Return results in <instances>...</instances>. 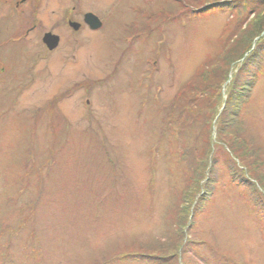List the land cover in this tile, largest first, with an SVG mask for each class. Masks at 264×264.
Here are the masks:
<instances>
[{"label":"rangeland","instance_id":"obj_1","mask_svg":"<svg viewBox=\"0 0 264 264\" xmlns=\"http://www.w3.org/2000/svg\"><path fill=\"white\" fill-rule=\"evenodd\" d=\"M83 1L0 14V264H264L258 0Z\"/></svg>","mask_w":264,"mask_h":264},{"label":"flooded vegetation","instance_id":"obj_2","mask_svg":"<svg viewBox=\"0 0 264 264\" xmlns=\"http://www.w3.org/2000/svg\"><path fill=\"white\" fill-rule=\"evenodd\" d=\"M45 1L46 0H15L14 6V0H2L6 7H12V9H5L3 11H0V14L5 15L6 13H18L23 16L33 14L35 17V22H33L32 25L27 29L26 34L24 36H20L19 38L13 39V41L10 42L17 44H26L27 36L30 33L36 32L37 30L39 31L38 26H40V24L42 25V28H45L42 29L41 33L39 32V36L37 34V38H41L40 45L44 47H46V45L43 42V36L47 32H52L59 35V46L66 42L67 39H77L75 35H77L78 37L82 35L84 37L91 32H104L106 27L105 21L99 14H97L104 13V11L101 12L99 10H93L83 7V0H76L75 2H73V5L62 4V6H59L58 9L46 11V9L43 8L45 6ZM41 13L53 14L55 19L53 18L52 22H50L51 24L49 27L45 25V20L44 18H41ZM88 13H96L100 17V19L102 20V26L100 28L94 29L92 27V21H87ZM64 28L67 31V36L62 30ZM76 43L79 44L81 42L77 39Z\"/></svg>","mask_w":264,"mask_h":264},{"label":"trees","instance_id":"obj_3","mask_svg":"<svg viewBox=\"0 0 264 264\" xmlns=\"http://www.w3.org/2000/svg\"><path fill=\"white\" fill-rule=\"evenodd\" d=\"M259 1H261V2H264V0H258V1H256L257 2V5H256V7H254V12L255 13H262L261 11L262 10H264V3L262 4V5H259ZM257 6H259L258 8H257ZM263 13H264V11H263ZM261 15V14H260ZM259 15V16H260ZM255 16H257V17H259L258 15H255ZM262 22L260 23V30H259V33L258 34H260L262 31H264V25H262ZM263 39H264V36H263ZM253 51V50H252ZM252 51L248 54L249 56L251 55V53H252ZM242 55V54H241ZM254 56H256V57H258L257 56V53L254 55ZM247 58H245V60H246ZM237 60L239 61L240 60V57L239 58H237ZM254 61L256 62V59H254ZM249 65V64H248ZM208 90V89H207ZM196 91H197V88H196ZM231 102V101H230ZM229 102V103H230ZM230 105V104H229ZM226 110H227V108H226ZM208 147H209V145H208ZM233 147V146H232ZM208 149H210V147L208 148ZM258 199H259V197H257ZM260 201H261V199H260ZM256 215L258 214V213H255ZM260 219H262L263 220V217H261Z\"/></svg>","mask_w":264,"mask_h":264},{"label":"water","instance_id":"obj_4","mask_svg":"<svg viewBox=\"0 0 264 264\" xmlns=\"http://www.w3.org/2000/svg\"><path fill=\"white\" fill-rule=\"evenodd\" d=\"M45 41L48 43L51 49L58 44V39L51 35H47L45 37Z\"/></svg>","mask_w":264,"mask_h":264}]
</instances>
